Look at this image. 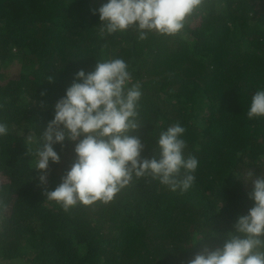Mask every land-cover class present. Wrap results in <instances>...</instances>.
Returning <instances> with one entry per match:
<instances>
[{"label":"trees","instance_id":"1","mask_svg":"<svg viewBox=\"0 0 264 264\" xmlns=\"http://www.w3.org/2000/svg\"><path fill=\"white\" fill-rule=\"evenodd\" d=\"M103 2L0 0V264H188L253 205L244 177L264 174V117L247 112L264 87V0H202L181 32L143 40L134 28L102 35L93 10ZM112 58L141 85L132 134L142 155L179 122L196 180L173 192L148 176L108 203L65 211L45 192L71 166L73 142L53 145L61 159L44 185L35 152L75 73Z\"/></svg>","mask_w":264,"mask_h":264},{"label":"clouds","instance_id":"2","mask_svg":"<svg viewBox=\"0 0 264 264\" xmlns=\"http://www.w3.org/2000/svg\"><path fill=\"white\" fill-rule=\"evenodd\" d=\"M201 4L202 0H104L93 14H99L102 35L134 28L143 40L152 32H181L186 18ZM132 79L124 59L98 60L93 70H78L56 101L33 168L41 173L40 184H46L50 161L61 159L53 145L73 142L71 166L61 182L45 192L47 200L65 211L78 203H108L134 180L148 176L173 192H186L193 186L199 161L185 156V128L179 122L159 132L158 151L151 158L142 155L145 145L132 134L141 127L137 107L142 91ZM247 116L264 117V87L253 93ZM7 133V125L0 122V136ZM244 178L252 184L248 194L252 207L236 218L222 244L204 248L188 264H264V174L249 171Z\"/></svg>","mask_w":264,"mask_h":264},{"label":"rangeland","instance_id":"3","mask_svg":"<svg viewBox=\"0 0 264 264\" xmlns=\"http://www.w3.org/2000/svg\"><path fill=\"white\" fill-rule=\"evenodd\" d=\"M18 67H19V64H16V66H15V69L17 70V69H18Z\"/></svg>","mask_w":264,"mask_h":264}]
</instances>
